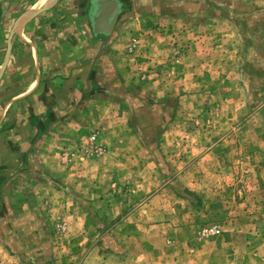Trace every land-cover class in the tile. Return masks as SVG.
I'll list each match as a JSON object with an SVG mask.
<instances>
[{"label":"rangeland","instance_id":"obj_1","mask_svg":"<svg viewBox=\"0 0 264 264\" xmlns=\"http://www.w3.org/2000/svg\"><path fill=\"white\" fill-rule=\"evenodd\" d=\"M35 1L0 0V86L31 34L58 68L12 128L61 120L25 125L47 138L13 187L4 164L0 264H264V0H116L108 33L56 0L19 31Z\"/></svg>","mask_w":264,"mask_h":264},{"label":"crops","instance_id":"obj_2","mask_svg":"<svg viewBox=\"0 0 264 264\" xmlns=\"http://www.w3.org/2000/svg\"><path fill=\"white\" fill-rule=\"evenodd\" d=\"M42 0H36L32 6L25 11L16 21L15 23V28L19 29V31L22 30L23 32V27L25 24H30L32 19L37 17L38 15H42L43 12L47 9L40 10L38 13L27 17L28 19L24 20L22 23V18L25 16V14H28V12H31L36 6H38L41 3ZM31 5V4H30ZM23 16V17H22ZM18 22V23H17ZM25 22V23H24ZM18 25V26H17ZM24 38H22V43L24 44L25 48V53H23V65H22V73L24 79L22 81L21 86L20 85H2L0 86V136L2 133H7L5 135V139H1L0 142V152L6 153L7 159L5 161L0 162V174L4 170V167L6 165L5 162H15L18 161L16 158L19 159L20 162V168H17L16 170L14 169L12 176L9 178L7 185L13 187L14 184L16 183V178L18 176L17 170H22L25 165L28 163H31V158L36 159V166H40L39 156L43 154V149H41V145L43 141L47 138V134H41L40 132L37 133H32L31 131L29 132L28 130L25 132V125L26 124H46L48 123H58L61 119L58 116L52 117L51 115H47L46 111L42 112L41 114V108H45V106H42L41 103L39 105L40 108H38V113H40L38 116L31 117L29 114L26 112H23V114H18L16 116L17 122L16 126L12 128V126L15 123H11L10 119H13L15 117H11L13 115H10V112L12 109H14V103L16 102L17 98L21 96H26L28 95V101L30 100V95L31 93H34L36 91L39 92L38 86L40 87L42 84V76L44 72H48L50 74L55 73V69L53 67H57L54 63L51 64H45V56L42 54L41 48H37L36 40L31 34H28L27 32H24ZM51 42V41H50ZM13 58L14 55L10 53L8 55V61H10V57ZM20 56V54H18ZM13 64L15 62L13 61ZM15 68H18L17 65H14ZM47 67L51 68L50 70H47ZM48 68V69H49ZM58 68V67H57ZM9 69V67H8ZM9 71H6L5 75L9 78L10 76ZM17 72V71H16ZM20 72V70H19ZM60 72V71H59ZM15 75V72H14ZM29 77H31L29 80ZM42 86H45L44 84ZM42 88V87H40ZM30 94V95H29ZM27 100V99H26ZM31 103V101H29ZM57 106V105H56ZM54 108L55 106H51ZM15 116V115H14ZM9 119V120H8ZM32 119L34 121L32 122ZM11 123V125L6 127V123ZM5 125V126H4ZM24 127V128H23ZM9 130H7V129ZM28 128V127H26ZM5 143V144H4ZM53 152L55 155L59 154V150L56 147L52 148ZM39 170V169H38ZM2 178V177H1ZM18 202L19 199H9L7 198V202ZM1 203V202H0ZM7 249V248H6Z\"/></svg>","mask_w":264,"mask_h":264},{"label":"water","instance_id":"obj_3","mask_svg":"<svg viewBox=\"0 0 264 264\" xmlns=\"http://www.w3.org/2000/svg\"><path fill=\"white\" fill-rule=\"evenodd\" d=\"M98 7L92 18L93 31L108 33L114 26L118 7L116 0H98Z\"/></svg>","mask_w":264,"mask_h":264},{"label":"bare ground","instance_id":"obj_4","mask_svg":"<svg viewBox=\"0 0 264 264\" xmlns=\"http://www.w3.org/2000/svg\"><path fill=\"white\" fill-rule=\"evenodd\" d=\"M56 3V0H42L41 3L36 6L31 12H28V14H25V16L22 18V23L24 20L28 19L27 17H30L36 13H38L40 10L49 9ZM41 12V11H40ZM30 15V16H29ZM18 23V22H17ZM25 23V22H24ZM18 26V25H17ZM19 30V29H18Z\"/></svg>","mask_w":264,"mask_h":264},{"label":"built area","instance_id":"obj_5","mask_svg":"<svg viewBox=\"0 0 264 264\" xmlns=\"http://www.w3.org/2000/svg\"><path fill=\"white\" fill-rule=\"evenodd\" d=\"M92 138H94V137H92ZM219 230L218 229H216V228H208V229H204V230H202V234H204V235H207V234H214L215 232H218Z\"/></svg>","mask_w":264,"mask_h":264}]
</instances>
